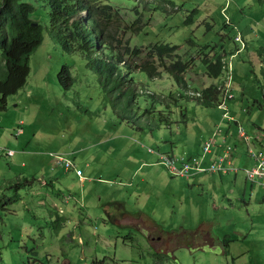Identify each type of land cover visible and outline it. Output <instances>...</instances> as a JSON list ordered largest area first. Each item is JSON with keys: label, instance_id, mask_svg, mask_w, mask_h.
<instances>
[{"label": "rangeland", "instance_id": "374dc122", "mask_svg": "<svg viewBox=\"0 0 264 264\" xmlns=\"http://www.w3.org/2000/svg\"><path fill=\"white\" fill-rule=\"evenodd\" d=\"M23 1L45 31L25 87L0 112V264H264V186L243 171L257 165L252 147L264 154V1H97L112 8L114 48H143L140 59L125 58L130 63L143 62L149 46L179 45L183 60L195 62L187 75L203 88L224 84L228 72L210 78L202 49L222 53L232 77L233 97H220L226 107L173 105L170 95L185 93L176 81L137 72L129 78L150 94L128 105L130 94L50 35L45 3ZM63 67L73 78L67 89L58 79ZM232 126L238 139L229 144L246 163L227 164V175L194 180L198 173L176 176L162 162L175 157L180 169L181 160L205 158L211 167L217 157L205 155V142Z\"/></svg>", "mask_w": 264, "mask_h": 264}, {"label": "trees", "instance_id": "16d2710c", "mask_svg": "<svg viewBox=\"0 0 264 264\" xmlns=\"http://www.w3.org/2000/svg\"><path fill=\"white\" fill-rule=\"evenodd\" d=\"M38 1L49 7V32L60 43L64 52L82 54L87 61V66L97 69L106 83H115L120 90H124L125 94H130V98L126 101L128 105L132 99L136 100L140 95L150 94L145 89L139 90L134 80L129 78L132 72L145 73L150 79L162 78L165 74L176 81L185 93L179 95L172 93L170 99L175 98L173 105H176L179 99L194 100L204 107L223 105L220 97L223 92L228 95L232 77H230L231 69L222 53L212 55L204 52L203 48L199 59L210 78L221 77L226 69L229 72L225 80L227 85L210 83L203 88H197L189 78L191 76L187 75L192 67L188 63L195 64L194 59L183 60V56L178 53L179 45L155 44L146 48L143 62L127 61L125 59L127 57L140 59L144 51L142 47L132 49L125 47L124 50L114 48L115 38L109 31L112 9L110 6L100 7L97 5L98 0ZM34 12L35 7L23 0H0V112L7 109V98L25 87L30 74L31 56L44 41L45 28L32 18ZM82 12H85L87 16H82ZM189 20L190 18H187L186 21ZM236 36L235 41H238ZM242 39L241 35L240 41ZM116 43H119V40H116ZM124 68L128 69L127 74ZM58 79L65 89L73 84V78L67 67L62 68ZM225 87H227L226 90ZM171 102L167 101L168 106ZM238 125L241 126L239 123ZM258 138L260 139L259 136L257 140ZM220 150L223 153L224 150ZM218 175L223 176V174ZM246 178L251 182L247 175Z\"/></svg>", "mask_w": 264, "mask_h": 264}, {"label": "built area", "instance_id": "2783aa9c", "mask_svg": "<svg viewBox=\"0 0 264 264\" xmlns=\"http://www.w3.org/2000/svg\"><path fill=\"white\" fill-rule=\"evenodd\" d=\"M83 16H87L86 13H84ZM236 40L240 41L241 36L238 34L236 36ZM244 46V45H243ZM229 74V72H228ZM231 77V76H230ZM225 85L226 82H225ZM228 96L233 97V94H229L228 91ZM224 107H226V104H224ZM222 105V106H223ZM225 118H230V116L227 115V113H224ZM19 133H23V129L19 128ZM239 134L241 138H243L244 141L248 142L251 144L252 139L247 135V131L243 126H239ZM259 139V138H258ZM221 140V141H220ZM228 138L225 136V130L223 131L221 128L217 131V133L214 135L213 138H210L208 141L205 142L204 148H205V155H213L214 150L216 149H223V153H221L219 156H217L216 160H212L211 162V167H206L205 161L203 158L202 160L198 158H193V165L187 164V162L181 160V165L180 169L176 166V163L178 160H175V157H169V155H163L162 156V162L166 164L167 168L170 170V172L174 173L176 176H191L194 173H203V174H223L227 175L229 171L227 170V164L231 166L233 160H234V154L237 151V148L234 146H231L229 144V140L227 142ZM2 148L0 147V153L2 152ZM6 155L8 157H13L15 155V152L10 149H6L5 151ZM251 157L257 161V165L248 170H244L247 177L249 178L250 181L254 183H258L264 186V154H258L255 149L252 147L251 148ZM61 163H65V166L68 171L74 170L76 175L79 177L83 176V171L78 169L73 162L70 160L62 161ZM242 170H236V173H240Z\"/></svg>", "mask_w": 264, "mask_h": 264}, {"label": "crops", "instance_id": "0c3cea01", "mask_svg": "<svg viewBox=\"0 0 264 264\" xmlns=\"http://www.w3.org/2000/svg\"><path fill=\"white\" fill-rule=\"evenodd\" d=\"M225 135L228 137V140H229V141H231V140L236 141V140L238 139V135H237V132H236L234 126H232V127H230L229 129L225 130ZM238 143H240V142H238ZM220 154H221V150H220V149H216L215 152H214V157H215V156L217 157V155H220ZM216 157H215V158H216ZM150 158H151V157H150ZM153 159H154V158H153ZM153 159H150V160H149V164H150V165H148V167L150 168V170H151L152 167H154L153 163H151V162H153ZM238 160H241L242 162L246 163V159H245V157H242L241 154H239L238 156L235 155V158H234V164H235L236 166H237V164L239 163ZM205 165H206V167H209V165H207V163H205ZM205 175H209V174H203V173L194 174V180H197V179L202 180V179H204V177H202V176H205ZM212 175H214V174H212ZM214 177H215V176H214ZM214 177H213V178H214ZM76 178H77L78 181H80V182H84V181L87 180V177H86L85 172H83V176H82V177L77 176ZM188 178H190V177H188ZM43 183H46V181H43Z\"/></svg>", "mask_w": 264, "mask_h": 264}, {"label": "water", "instance_id": "95a60500", "mask_svg": "<svg viewBox=\"0 0 264 264\" xmlns=\"http://www.w3.org/2000/svg\"><path fill=\"white\" fill-rule=\"evenodd\" d=\"M34 25H37V24H34Z\"/></svg>", "mask_w": 264, "mask_h": 264}, {"label": "bare ground", "instance_id": "6f19581e", "mask_svg": "<svg viewBox=\"0 0 264 264\" xmlns=\"http://www.w3.org/2000/svg\"><path fill=\"white\" fill-rule=\"evenodd\" d=\"M83 13H85V12H83Z\"/></svg>", "mask_w": 264, "mask_h": 264}]
</instances>
